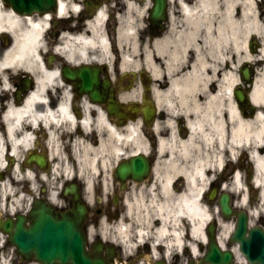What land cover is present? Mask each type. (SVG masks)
<instances>
[{
	"label": "flooded vegetation",
	"instance_id": "af4514ba",
	"mask_svg": "<svg viewBox=\"0 0 264 264\" xmlns=\"http://www.w3.org/2000/svg\"><path fill=\"white\" fill-rule=\"evenodd\" d=\"M66 2L64 13L56 7L51 17L49 34L53 54L41 60L48 69L57 72L58 82L46 83L41 91L42 98L32 96L37 87L32 71L0 67V129L8 124L5 113L10 107L31 103L33 110L24 111L21 117V137H24L21 144L22 189L34 190L38 196H47L50 191L60 192L68 178L63 176L65 173L53 147L59 149L66 161L72 159L76 142L96 145L104 135V131L99 134L95 129L97 113H100L120 135H125L129 126L133 127L131 136L134 139L129 136L118 143V153L113 155L110 167L112 177L110 175L107 183L98 176L89 188L83 180H77L81 195L90 206L83 225L89 238L88 247L100 239L105 244L113 241L115 264H155L157 259H166L167 264H183L189 259L188 253H206L207 239L202 241L201 234L193 232L190 224L172 225L168 237L158 233L159 217L153 212L152 204L161 202L165 176L171 174L168 187L171 190L186 187L181 172L172 168V165H183V157L177 149L172 152L161 143L170 134L177 140L188 136L190 122L198 118L193 114L196 105L193 102L205 101L208 94L219 92L223 70L236 73L237 81L231 83L226 97L220 98L216 110L229 118L233 106L244 118H252L258 111L264 114V101L252 96L255 80L259 74L264 75V0ZM5 34V40L0 37V50L10 45V36ZM64 35L68 38L70 56L58 49ZM98 35L106 47L97 41ZM82 37L95 41L82 49ZM128 61L135 66H127ZM169 62L173 66L170 70L167 69ZM202 62L206 65L204 73L211 75L203 84L193 80L194 68ZM210 64L212 68L207 67ZM64 66L67 77L59 73ZM175 77H187L188 87L193 85L191 88L195 90H176L171 84ZM89 79L98 100L82 90V82ZM105 81L109 82L107 90L102 84ZM61 102H66L69 108V119L62 115L58 120L38 115L44 113L45 108L55 109ZM107 105L117 108L107 112ZM200 106L198 110L202 112L209 107L207 101ZM86 115L88 125L85 128L82 120ZM136 144H144L145 150L132 151ZM134 156L143 158L147 164V170L137 179L129 172L122 173L124 167L132 166L130 158ZM228 160L226 157L219 174L209 172L207 175L204 202L215 207L216 217L225 221L228 218L219 210V197L227 193L233 213L247 211L249 225L264 227V211H259L254 219L250 214L260 205L259 188L250 185L252 174L248 170L243 172L246 199L244 205H240L241 196L232 191L234 167ZM56 166L61 169L57 170ZM70 172V177L79 178V171L73 165ZM7 173L9 171H4L3 175ZM108 186L110 188L105 191ZM17 195L21 196V189ZM65 200L60 208L71 204L68 197ZM32 206L33 202L0 200V223L12 220L10 229L14 231L15 222L20 220L21 223L23 215L24 225L29 226ZM102 220L115 221L114 240L101 236ZM229 221L235 224L236 214ZM205 232L218 239L219 222L214 219ZM175 233L179 242L175 240ZM219 245L222 250H233L228 237ZM165 253L171 254L166 256ZM0 264L44 263L30 254L18 252L0 226Z\"/></svg>",
	"mask_w": 264,
	"mask_h": 264
},
{
	"label": "bare ground",
	"instance_id": "6f19581e",
	"mask_svg": "<svg viewBox=\"0 0 264 264\" xmlns=\"http://www.w3.org/2000/svg\"><path fill=\"white\" fill-rule=\"evenodd\" d=\"M65 6L66 2L61 1L59 5L61 13L64 11ZM48 19V14L42 17L32 15L20 17L10 9L4 10L0 5V31H6L11 35L10 45L0 50V67L4 69L7 67L31 69L37 80V87L32 96L37 98H42L41 91L46 88V83H51L53 80L57 81L56 71L47 69L40 62L41 55L39 53L45 46L44 35L49 27ZM127 20L129 21L128 18ZM127 25L130 28L129 23ZM94 41L95 39L82 37L81 48H87ZM97 41L103 42V47H106V43L101 39L100 35L97 36ZM58 49L65 56H70L66 35L63 36V44ZM133 64L128 61L126 65L135 66ZM171 64L170 62L168 63V70L173 68ZM205 67L206 65L202 62L198 68H194L195 75L193 80L196 79L203 84L210 79L211 75L204 73ZM207 67L212 68V65L210 64ZM182 78L175 77L171 80V84L176 90H185L187 92L195 88H191L193 86L191 84V87H188L187 77ZM221 78L222 84H219V92L216 95L208 94L205 101L193 102L196 104L193 108V114L195 118L196 116L198 118L196 121L190 122L188 136L185 139L177 140L170 134V137L161 143L162 145L166 144L172 152L173 149H177L183 157V165L177 164L176 167L172 165V168L178 169L181 172L179 174L186 180L185 188L171 190L168 188L170 187L169 178L171 174H167L165 176L166 181L163 184L166 187L163 190L161 202L158 205L155 202L153 203L157 206L155 207L156 211L160 212L158 233L163 236L168 237L171 226L180 222L190 223L193 232L197 231L203 234L202 228L204 224L212 219L211 207L206 202H202L203 196H201L206 186L207 175H209V172L211 174H219L222 162L226 161V157L234 159L240 147L246 148L254 158L253 178L261 188L260 203L264 205V114L258 111L252 118H244L237 113L235 106H233L230 118L220 114L219 109L216 110L215 106L219 107L220 98L224 99L226 97V94L230 91L231 83L233 84L237 81V76L234 72L223 70ZM193 94L195 95V93ZM252 96L255 100L264 101V75L259 74V77L255 80ZM206 101L207 106L212 102L213 104L208 107L206 112H202V109L198 110L200 105L206 104ZM24 111L33 112L31 103L10 107L5 113L8 117L6 119L8 124L4 129H0V169L7 167L6 161H8V164L11 161L12 163L14 162L12 176L0 181V194L7 193L13 189L12 184L17 183V180H13V177L18 178L21 176L18 166L20 165L19 156L21 155V144L24 141V137H21L19 126H21V117ZM45 112L37 114L54 117L57 120L60 115L68 119L71 115L66 102H61L53 110L45 108ZM82 125L85 128L87 127V115L83 118ZM95 129L99 134L104 131V135L98 139L96 145L85 141H79L74 144L73 162L80 171L96 172L98 168H104L109 164L112 165L113 160L111 159L114 154L118 153V143L125 138H129L131 133H133V127L129 126L125 135L118 134L117 129L100 113H97ZM130 139H134V136H131ZM53 149L56 151L57 159L62 163L61 168L64 170L69 169L71 164L65 161L64 157L61 158L57 147H53ZM139 149L145 150V145L136 144L132 151ZM228 162V164L235 163L233 160H228ZM227 185L225 184L224 187H227ZM232 185V188L235 187L239 191L244 188L243 176L239 170L233 171ZM50 196L55 199L54 194ZM23 198L24 196L22 195L21 200ZM222 226L226 230L228 229L226 225ZM175 240L179 242L177 233H175ZM196 254L194 253V255ZM236 255L237 262L245 264L241 254L236 253Z\"/></svg>",
	"mask_w": 264,
	"mask_h": 264
},
{
	"label": "water",
	"instance_id": "95a60500",
	"mask_svg": "<svg viewBox=\"0 0 264 264\" xmlns=\"http://www.w3.org/2000/svg\"><path fill=\"white\" fill-rule=\"evenodd\" d=\"M18 13H31L33 11L44 12L51 10L55 0H4ZM67 74V71L63 72ZM92 98L98 99L93 88L86 86ZM135 168V165H132ZM63 194L70 195L72 205L67 210L57 211L45 201L36 200L34 208L30 212L32 224L25 230L21 225V235L19 232H10V220L6 222L4 230L9 233V239L18 250L25 251L32 249V254L41 259L46 264H110L112 253L103 256L100 246L95 247L97 253L86 249V235L82 229V224L87 217V208L80 199L76 184L70 183L65 186ZM224 202L221 210L229 213V207ZM221 200V201H222ZM17 229L20 227L17 224ZM24 231V232H23ZM240 242V248L247 259L252 264H264V229L252 228L249 235H245V216H239L238 226L231 236ZM210 251L205 253L201 263L209 261L213 264H230L232 254L228 251L219 253L217 244L211 238ZM189 264H195L189 263Z\"/></svg>",
	"mask_w": 264,
	"mask_h": 264
},
{
	"label": "rangeland",
	"instance_id": "374dc122",
	"mask_svg": "<svg viewBox=\"0 0 264 264\" xmlns=\"http://www.w3.org/2000/svg\"><path fill=\"white\" fill-rule=\"evenodd\" d=\"M45 37V46H44V49L46 47H49V44H50V36L49 35H46L44 36ZM43 50H42V54H43ZM109 225H105V226H102L101 227V231L102 233H104V235L108 236V237H114L115 236V228H114V224L112 222L108 223ZM226 232V231H224Z\"/></svg>",
	"mask_w": 264,
	"mask_h": 264
}]
</instances>
